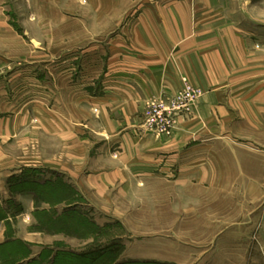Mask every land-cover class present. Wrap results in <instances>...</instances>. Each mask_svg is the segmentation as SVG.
<instances>
[{"label": "rangeland", "instance_id": "1", "mask_svg": "<svg viewBox=\"0 0 264 264\" xmlns=\"http://www.w3.org/2000/svg\"><path fill=\"white\" fill-rule=\"evenodd\" d=\"M99 4L0 0L1 88L14 91L19 104L40 101L49 110L59 108L63 87L85 95L98 67L89 66L87 50L104 36ZM232 9L243 35L264 47V0H235ZM173 94L145 103L143 130L169 134L201 98L168 132L156 134L143 124L144 109ZM257 100V110L252 103L243 110L229 105L230 121L208 131L213 140L202 177L149 178L107 199L85 197L55 172L27 175L37 182L32 188L7 180L12 198L0 208V264H264V96ZM18 194L33 198L27 226L17 223L25 216ZM28 233L33 241L22 238Z\"/></svg>", "mask_w": 264, "mask_h": 264}, {"label": "crops", "instance_id": "2", "mask_svg": "<svg viewBox=\"0 0 264 264\" xmlns=\"http://www.w3.org/2000/svg\"><path fill=\"white\" fill-rule=\"evenodd\" d=\"M98 1L104 36L87 50L89 66L98 67L85 95L63 87L59 108L49 110L40 101L17 103L14 91L0 85V208L12 198L7 180L29 169L60 173L85 197L101 199L149 178L205 176L208 131L230 121L229 105L243 110L252 103L257 110L264 96V47L243 35L235 0ZM183 78L203 90L195 108L169 134L143 130L145 103L173 94ZM14 198L25 210L17 223L27 226L33 198Z\"/></svg>", "mask_w": 264, "mask_h": 264}, {"label": "built area", "instance_id": "3", "mask_svg": "<svg viewBox=\"0 0 264 264\" xmlns=\"http://www.w3.org/2000/svg\"><path fill=\"white\" fill-rule=\"evenodd\" d=\"M201 95L199 87L189 84L183 78L181 87L172 96L147 104L143 112L144 126L156 134L168 132L176 118L181 113L190 111Z\"/></svg>", "mask_w": 264, "mask_h": 264}, {"label": "trees", "instance_id": "4", "mask_svg": "<svg viewBox=\"0 0 264 264\" xmlns=\"http://www.w3.org/2000/svg\"><path fill=\"white\" fill-rule=\"evenodd\" d=\"M39 174V171L38 170H36V169H29V170H24L23 172H22V174L21 175H19V176H15V177H11L9 180L10 181H13V182H22L23 181V183H26L27 185H30L29 187L30 188H32L31 187V185L32 184H34V185H36L37 184V182H35L34 180H33V178L32 177H30V176H27V175H29V174ZM24 181H27V182H24ZM33 186V185H32ZM14 253V252H13ZM27 253H29V252H27ZM7 254L8 255H12V252H7ZM32 262V261H31ZM31 262L30 261H28L27 262V264H31Z\"/></svg>", "mask_w": 264, "mask_h": 264}]
</instances>
